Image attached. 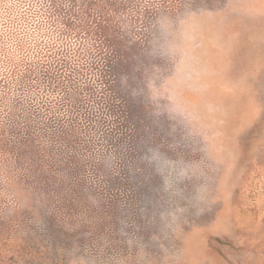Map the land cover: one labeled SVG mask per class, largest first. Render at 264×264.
Wrapping results in <instances>:
<instances>
[{"label":"rangeland","instance_id":"obj_1","mask_svg":"<svg viewBox=\"0 0 264 264\" xmlns=\"http://www.w3.org/2000/svg\"><path fill=\"white\" fill-rule=\"evenodd\" d=\"M0 264H264V0H0Z\"/></svg>","mask_w":264,"mask_h":264}]
</instances>
